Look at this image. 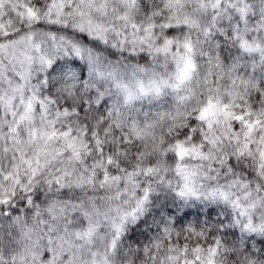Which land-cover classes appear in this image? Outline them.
<instances>
[{
  "label": "snow or ice",
  "instance_id": "1",
  "mask_svg": "<svg viewBox=\"0 0 264 264\" xmlns=\"http://www.w3.org/2000/svg\"><path fill=\"white\" fill-rule=\"evenodd\" d=\"M0 264H264V0H0Z\"/></svg>",
  "mask_w": 264,
  "mask_h": 264
}]
</instances>
